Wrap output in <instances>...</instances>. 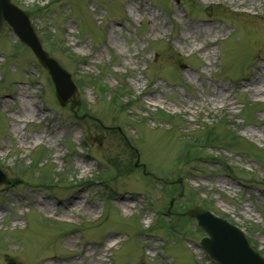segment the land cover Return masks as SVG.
I'll return each mask as SVG.
<instances>
[{"label": "rangeland", "instance_id": "obj_1", "mask_svg": "<svg viewBox=\"0 0 264 264\" xmlns=\"http://www.w3.org/2000/svg\"><path fill=\"white\" fill-rule=\"evenodd\" d=\"M12 2L49 7L29 18L81 91L60 106L30 49L0 37V264H215L172 218L194 205L264 256V94L239 85L264 69V0ZM45 169L65 184L43 186Z\"/></svg>", "mask_w": 264, "mask_h": 264}, {"label": "water", "instance_id": "obj_2", "mask_svg": "<svg viewBox=\"0 0 264 264\" xmlns=\"http://www.w3.org/2000/svg\"><path fill=\"white\" fill-rule=\"evenodd\" d=\"M10 0H0V36L9 29L23 44L27 45L35 54L40 64L50 74L55 85L56 97L60 105L78 98V91L68 73L44 53L41 43L37 39L28 17ZM9 183L0 171V184ZM170 202V206L172 204ZM185 215L196 221V227L204 231L200 242L207 255L217 264H264V259L256 249L249 245L245 234L235 226L223 219L214 216L200 207L189 208Z\"/></svg>", "mask_w": 264, "mask_h": 264}, {"label": "bare ground", "instance_id": "obj_3", "mask_svg": "<svg viewBox=\"0 0 264 264\" xmlns=\"http://www.w3.org/2000/svg\"><path fill=\"white\" fill-rule=\"evenodd\" d=\"M239 85L243 86L246 91H250L254 95L264 94V69L260 68L259 65H257L249 78L244 79L241 83H239ZM24 105L25 104H23V106ZM24 108L25 112H28L25 106ZM38 204L41 205L40 208L48 210V205L46 203L43 204L38 202ZM104 262L105 260H103V255H100L97 261H93L92 259L87 264H105Z\"/></svg>", "mask_w": 264, "mask_h": 264}, {"label": "trees", "instance_id": "obj_4", "mask_svg": "<svg viewBox=\"0 0 264 264\" xmlns=\"http://www.w3.org/2000/svg\"><path fill=\"white\" fill-rule=\"evenodd\" d=\"M46 11H48L47 9H46ZM97 87H98V89H99V92H101V93H106L107 92V86H105V85H102L101 83H98V85H97ZM114 94L116 93V91L115 92H113ZM113 99H114V97H113ZM211 137V134L210 133H208V135H207V139H208V142H210L211 143V139L209 140V138ZM227 137L228 136H226V139H227ZM197 138V137H196ZM232 141H233V138L231 139ZM213 143V142H212ZM194 148L193 149H198V146L196 145V146H193ZM194 150V151H195ZM195 157V156H194ZM47 173V172H46ZM48 174V173H47ZM47 176H49V175H47ZM46 175H44V179L47 177ZM177 219H179L180 221H181V223L182 222H184V221H187V219H184V218H177Z\"/></svg>", "mask_w": 264, "mask_h": 264}]
</instances>
